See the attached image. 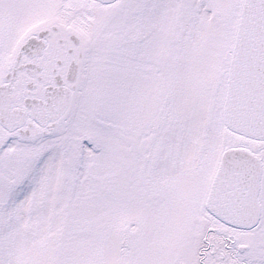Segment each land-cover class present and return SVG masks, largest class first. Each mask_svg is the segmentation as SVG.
<instances>
[{
  "label": "snow or ice",
  "instance_id": "obj_1",
  "mask_svg": "<svg viewBox=\"0 0 264 264\" xmlns=\"http://www.w3.org/2000/svg\"><path fill=\"white\" fill-rule=\"evenodd\" d=\"M0 264H264V0H0Z\"/></svg>",
  "mask_w": 264,
  "mask_h": 264
}]
</instances>
